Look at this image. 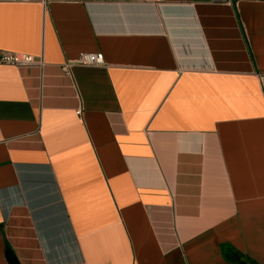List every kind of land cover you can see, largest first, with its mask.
Returning <instances> with one entry per match:
<instances>
[{"label":"crops","instance_id":"obj_1","mask_svg":"<svg viewBox=\"0 0 264 264\" xmlns=\"http://www.w3.org/2000/svg\"><path fill=\"white\" fill-rule=\"evenodd\" d=\"M0 50V264H264V0H0Z\"/></svg>","mask_w":264,"mask_h":264},{"label":"built area","instance_id":"obj_2","mask_svg":"<svg viewBox=\"0 0 264 264\" xmlns=\"http://www.w3.org/2000/svg\"><path fill=\"white\" fill-rule=\"evenodd\" d=\"M42 63L43 62L41 59L36 58L33 55L0 50V64H10L17 66H28V65L40 66L42 65ZM104 63L105 62H104L103 53L87 52V53H80L77 59L73 61H69L68 63L64 64L63 68L65 71H67L71 66L75 64L98 66V65H103ZM261 78L264 79L263 76H261Z\"/></svg>","mask_w":264,"mask_h":264},{"label":"trees","instance_id":"obj_3","mask_svg":"<svg viewBox=\"0 0 264 264\" xmlns=\"http://www.w3.org/2000/svg\"><path fill=\"white\" fill-rule=\"evenodd\" d=\"M9 257L11 264H19L14 255L9 251ZM242 264H257L256 262L249 260V259H242Z\"/></svg>","mask_w":264,"mask_h":264}]
</instances>
